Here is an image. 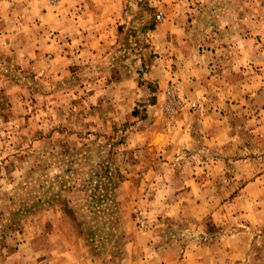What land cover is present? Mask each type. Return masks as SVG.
Segmentation results:
<instances>
[{"label": "rangeland", "instance_id": "1", "mask_svg": "<svg viewBox=\"0 0 264 264\" xmlns=\"http://www.w3.org/2000/svg\"><path fill=\"white\" fill-rule=\"evenodd\" d=\"M0 264H264V0H0Z\"/></svg>", "mask_w": 264, "mask_h": 264}, {"label": "crops", "instance_id": "2", "mask_svg": "<svg viewBox=\"0 0 264 264\" xmlns=\"http://www.w3.org/2000/svg\"><path fill=\"white\" fill-rule=\"evenodd\" d=\"M161 29V28H160ZM154 37H155V40H156V52L159 53V48H160V45H159V26L157 27V29L155 30V34H153ZM95 39L98 40V43L97 45L100 46V43H101V40H100V32L95 34ZM161 38L162 37H166L165 35H162L160 36ZM169 37V36H167ZM98 47V46H97ZM170 46H164L163 45V48L160 50L161 53H166V58L165 59H160L159 56L156 57L155 59H152L151 62L149 63L148 65V71L145 73V83L148 84L149 86H152V85H159V77H169V78H173L175 76V73H174V59L172 57L171 60H168V54L170 55H174V51H170ZM172 49V47H171ZM164 56V54H162V57ZM168 78V79H169ZM186 79L185 81H187V84L191 87H196L198 85V81H196L194 78L191 79L190 75L187 74L186 75ZM147 85V86H148ZM232 85V84H231ZM234 88L236 89L237 88V83L235 82V86ZM194 92L191 91V94H193ZM196 93V92H195ZM205 132V131H204ZM163 146L162 145H159V148H161ZM189 191V190H187Z\"/></svg>", "mask_w": 264, "mask_h": 264}, {"label": "bare ground", "instance_id": "3", "mask_svg": "<svg viewBox=\"0 0 264 264\" xmlns=\"http://www.w3.org/2000/svg\"><path fill=\"white\" fill-rule=\"evenodd\" d=\"M165 137V136H164Z\"/></svg>", "mask_w": 264, "mask_h": 264}]
</instances>
